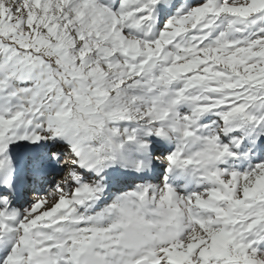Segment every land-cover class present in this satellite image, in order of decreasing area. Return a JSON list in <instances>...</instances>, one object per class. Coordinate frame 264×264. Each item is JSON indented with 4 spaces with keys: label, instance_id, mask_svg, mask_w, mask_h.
I'll list each match as a JSON object with an SVG mask.
<instances>
[{
    "label": "snow or ice",
    "instance_id": "6c2138e0",
    "mask_svg": "<svg viewBox=\"0 0 264 264\" xmlns=\"http://www.w3.org/2000/svg\"><path fill=\"white\" fill-rule=\"evenodd\" d=\"M0 264H264V0H0Z\"/></svg>",
    "mask_w": 264,
    "mask_h": 264
},
{
    "label": "rangeland",
    "instance_id": "374dc122",
    "mask_svg": "<svg viewBox=\"0 0 264 264\" xmlns=\"http://www.w3.org/2000/svg\"><path fill=\"white\" fill-rule=\"evenodd\" d=\"M41 143L45 144L47 142H41ZM63 147H66V145H64ZM11 151L13 155L16 157V159L22 162L32 158L38 152L42 151V149L39 148L38 146L30 144L27 141H20L17 144L11 146ZM61 176L62 173L57 174V172H54V174L48 175L43 180L35 184H28L26 194L21 201L23 207L28 206V204L32 201V197L34 194L43 195L44 193H46L51 186H54L55 182L59 180Z\"/></svg>",
    "mask_w": 264,
    "mask_h": 264
}]
</instances>
